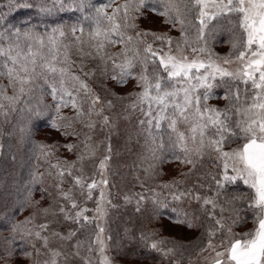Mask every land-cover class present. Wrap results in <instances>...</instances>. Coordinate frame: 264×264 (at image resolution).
Listing matches in <instances>:
<instances>
[{
    "label": "trees",
    "instance_id": "16d2710c",
    "mask_svg": "<svg viewBox=\"0 0 264 264\" xmlns=\"http://www.w3.org/2000/svg\"><path fill=\"white\" fill-rule=\"evenodd\" d=\"M29 2L33 7L17 9L8 7L9 0H0V30L19 28L21 30L19 42L23 50L27 51V44H32L34 49L39 47L35 40H28L24 36V32L30 29L33 34L43 39V52L47 59L51 60L52 55H57L58 68L63 67L60 53L63 51L66 36L72 33L73 25L77 26L76 32L81 36L83 43L93 45L97 41L90 36V32L95 30L97 25L95 20L85 21L84 16L95 17L96 9L102 8L106 15H101L99 27L101 31L109 30L113 22L107 17L113 15L114 9L120 8L114 22L121 25L125 23V10L121 6L126 3L132 4L126 21L131 26L122 28L125 43L113 45L119 48L125 58L131 57L137 50L140 52L135 67L131 70V74L138 80L144 68L140 61L144 59V50L150 44L160 48L181 46L188 53L201 55L199 52L194 53L192 49L204 47L206 43L208 51L213 54L212 58L238 55L232 48L234 30L227 17L210 21L204 39L198 38L199 10L194 6V0L189 4L191 11L186 16L183 33L179 22L165 23V16L151 10L158 8L163 11V5L159 0H147L149 6L140 8L139 11L134 10L139 0H87L91 7L86 8L83 13L79 10L62 11L58 4L53 7L51 0ZM41 5L51 8L52 11L41 12L39 10ZM80 27L84 29L83 34ZM54 28H59L65 35L60 36L59 31L53 33ZM49 35L56 40V49H52ZM128 37H132L133 42L128 45L129 51L125 54ZM12 40L15 41L16 37ZM0 44L7 47V43L0 41ZM49 49H52L51 53ZM203 56L207 57V53ZM152 59L150 57L147 63L148 75L153 76L158 72L166 78L167 74L159 67L158 56L154 58L155 63ZM3 61L4 58H0V73H4L0 75V104L3 105L0 108V264H39L33 231L42 222L54 228L53 230L62 231L64 234L70 233V239L76 237L83 246L91 242L94 224L89 218L85 219V215L92 206V198L85 191L87 179L83 177L77 184L74 177L80 176L83 172L79 166H82L81 160L85 161L86 157L82 152L84 146L81 142L76 141L70 150L49 139L47 131L51 129L59 112L57 111L59 95L54 100L51 88L43 79L25 84L24 93L21 94L19 83L15 84V88L10 85L7 69L2 66ZM55 79L58 82L59 76L57 75ZM48 81L49 83L53 81L51 75ZM224 81L227 83L222 82L217 76L212 82L215 86L211 89L209 98L202 100L204 105L221 110L228 107L229 100L225 99V96L229 94L230 86L232 103H235L236 85L227 77ZM141 83L143 84L142 81ZM239 88L243 99L245 85L240 83ZM248 88L251 93L250 84ZM198 91L202 96L204 89ZM12 96H17L18 99L6 98ZM90 101L89 94L85 93L81 104L86 115L88 113L93 115ZM38 111L41 113L40 116L36 115ZM234 121L235 117L233 126ZM181 123L184 127L188 124ZM181 123L177 125V129L179 126L182 128ZM151 132L156 146L152 149L147 148L148 150L142 154L146 163V166L142 167L143 175L140 173L142 177H147L146 173L152 166L155 168L165 162L176 163L179 169L163 180L155 196L145 197L137 204L132 202L122 204L118 213L107 224L114 249L120 259L158 263L165 259V250L169 249L179 262L185 263L198 251L204 250L209 241H218L228 236L229 227L237 236L254 228L255 213L248 209L246 199L234 202L239 208V219L231 210L233 205L225 202V197L246 198L251 195V190L242 181L226 184L220 189V196L216 197L217 181L221 180L223 174V162L217 159L216 152L208 147L201 151L199 138L195 143L187 141L183 146L174 147L169 142V136L175 141L176 133L172 132L166 120L161 121L159 130L153 126ZM161 140L163 147H160ZM242 143V140L235 139L234 142L225 144L223 150L237 148ZM186 159L192 162H184ZM229 174H232L231 171ZM182 193L184 195H181ZM175 196H180V199H174ZM197 196L201 199L198 200ZM204 198L217 200L215 216L217 219L223 216L225 225L223 231L219 230V225H216L214 219L209 218L212 206L204 205ZM73 203L76 207H73ZM221 205L225 208L223 213L220 211ZM77 212L81 213L78 219ZM162 218L178 221L184 228L192 230V236L188 239H179L160 235L158 222ZM13 226H18L15 231ZM213 228L216 229L215 234L210 236V230ZM158 242H162L160 246L151 247L153 243Z\"/></svg>",
    "mask_w": 264,
    "mask_h": 264
},
{
    "label": "snow or ice",
    "instance_id": "6c2138e0",
    "mask_svg": "<svg viewBox=\"0 0 264 264\" xmlns=\"http://www.w3.org/2000/svg\"><path fill=\"white\" fill-rule=\"evenodd\" d=\"M51 2L53 7L58 4L62 11L79 10L83 13L86 8L91 7L87 0H51ZM159 2L163 5V11L158 8L151 10L165 16V23L179 22L183 33L186 16L191 11L189 4L193 0H187V2L186 0H159ZM148 6L147 0H139L134 10L139 11L140 8ZM194 6L199 10V39H204L205 30L210 21L220 17L229 19L234 30L232 48L238 52L236 59L241 61L242 67L236 72L223 68L213 60V54L208 51L205 43L204 47L193 48L192 51L199 52L201 56L207 53V60L196 58L190 60L187 56L177 57L165 54L160 57L159 67L167 74L166 78L158 72L149 76L148 60L151 57L152 62L155 63L154 58L157 55L149 45L144 50V59L140 61L144 68L138 83L143 82V91L138 94L137 102L132 106L136 107L139 104L143 111V105L147 104L148 111L144 114L149 117L147 123L150 137H152L151 128L154 126L159 130L161 121L166 120L172 132L176 133L175 141L169 136V142L174 147L183 146L189 138L194 143L199 138L201 151L208 147L217 153V159L223 162V174L221 180L217 181L216 197L220 196V189H223L226 184H235L237 181H242L251 190V195L246 198L244 196H233L230 199L225 197V202L233 205L231 210L237 214V219H239V208L234 202L246 199L248 209L255 213L254 228L237 236L229 227L228 236L221 241L220 247L223 251H216L213 264H264V0H194ZM8 7L19 9L31 8L33 5L29 0H9ZM121 7L125 10V23L121 25L119 22H114L120 8L114 9L113 15L107 17L110 22H113L109 30L101 31L99 27L101 15H106L102 8L96 9L95 17L84 16L85 21L92 19L96 22L97 27L90 32V36L97 41L95 44L97 55L101 54L105 43H125L122 28L126 29L131 26L126 21L132 4L126 3ZM39 10L41 12L52 11L44 5H41ZM173 13H175L174 18ZM76 30L77 26L73 25L72 32L75 33ZM58 31L60 36L65 35L59 28L52 29L53 33ZM80 31L83 34V27H80ZM20 34L19 28L0 30V41L7 43L6 48L0 44V58H4L2 66L7 69L10 85L15 88V84L19 83L21 85L19 92L23 94L25 84H32L43 79L51 88L53 99L55 100L57 95L60 97L57 111L60 107L67 106L68 100L65 97L71 100L75 108L80 91L83 90L86 94L89 91L87 84L75 75L69 77L66 68H58L57 55H52L51 60L47 59L43 52V39L33 34L30 29L24 32V36L28 40H35L39 47L34 49L32 44H27V51H24L19 42ZM13 37H16L15 41L12 40ZM48 39L52 49H56L54 37L49 35ZM157 39H163V37H157ZM132 42L133 38L128 37L125 54L129 51L128 45ZM52 49H49L50 53ZM139 56L140 52L137 50L123 63H114V69H119L120 75L119 77L114 75L112 78L117 79L118 83H124L126 78L130 77L131 70L135 67ZM216 59H223L224 63H229L228 58L217 57ZM3 74L0 73V75ZM50 75L53 77L51 83L48 81ZM57 75L59 76L58 82L55 79ZM217 76L225 83L227 81H224V78L227 77L236 85L235 103H232L230 86L229 94L225 96V99L229 100V106L223 110L209 108L202 103V100L209 98L211 89L215 86L212 82ZM70 81L78 82V86L73 85L76 96L73 95V88L68 86ZM240 83L245 85L243 99L239 88ZM249 84L251 93L248 88ZM199 89H204L202 96L199 94ZM6 98L18 99L17 96ZM98 100L97 97L96 101ZM2 107L3 105L0 104V108ZM154 109L155 115H153ZM36 115L40 116L41 113L38 111ZM233 117H235V126H233ZM181 121L189 123L190 137L183 132H177V125ZM140 123L144 124L145 121ZM53 126H56L54 122ZM235 139L242 140L243 143L231 151H224L225 144L232 143ZM153 140H155L154 137ZM67 147L71 150L70 145ZM160 147H163L162 140ZM184 162L191 163L192 161L186 159ZM229 171L232 174H229ZM76 183H80L79 178ZM93 187L94 183L88 185L89 189ZM65 196L67 197V194ZM174 199H180V196H175ZM197 199L201 197L197 196ZM204 205L212 206L209 218L214 219L216 225H219V230L223 231L225 228L223 216L219 219L215 216L217 200L204 198ZM73 207H76L74 203ZM220 211L221 213L225 211L222 205ZM80 215L81 213L77 212L76 218L78 219ZM17 227L13 226V231ZM189 227H191L190 223ZM215 231V228L211 229L210 236L214 235ZM209 246H212L211 243ZM151 247L157 248V243H153Z\"/></svg>",
    "mask_w": 264,
    "mask_h": 264
},
{
    "label": "rangeland",
    "instance_id": "374dc122",
    "mask_svg": "<svg viewBox=\"0 0 264 264\" xmlns=\"http://www.w3.org/2000/svg\"><path fill=\"white\" fill-rule=\"evenodd\" d=\"M64 41L63 51L60 53L61 66L67 69L69 77L75 75L87 84L93 115L89 113L86 115L82 109L81 101L85 92L81 90L75 108L71 100L65 97L68 100L67 106L60 107L53 121L56 126L52 124L47 134L53 143L62 144L66 149L76 141L84 146V151L83 149L81 151L84 152L86 159L81 160L82 166H79L83 172L80 176L74 177L80 180L83 177L87 179L85 191L92 198V206L85 217L93 222L94 229L90 237L91 242L83 246L76 237L70 239V233L64 234L62 231L53 230L54 228L42 222L33 231L39 264H53V261L55 264H213L216 251H223L220 245L227 235L218 241H209L204 250L198 251L185 263L179 262L169 249L165 250V259L158 263L120 259L117 255L107 224L112 221L122 204L129 202L137 204L145 197L155 196L163 180L175 174L179 166L176 163L165 162L155 168L152 166L146 173L147 177H142V167L146 166L142 154L148 150L147 148L152 149L156 145L153 136H149L147 123L149 117L144 114L148 111L147 104L143 105V111L139 104L136 107L132 106L137 102L138 94L143 91V84L138 83L137 77L132 74L124 83H118L117 79L112 78L114 75L117 77L120 75L119 69H114V63L120 64L126 59L119 48L105 43L103 51L97 55L95 48L97 42L85 45L78 32L68 34ZM151 48L157 53L159 60L165 54L187 56L190 60L193 58L207 60L206 56L188 53L181 46L160 48L151 45ZM236 56L223 57L228 58L229 63H224L223 59L213 60L228 71L236 72L242 67ZM73 85L78 86V82L70 81L68 86L73 88ZM73 95H77L74 88ZM141 121L145 123L141 124ZM181 124L182 128L179 126L177 131L190 137L191 133L187 130L189 123L186 127ZM187 141L193 142L190 138ZM93 183L94 187L89 189L88 185ZM158 226L160 235L179 239H188L192 236V230L184 228L178 221L162 218ZM210 243L212 246H209ZM158 246L160 243H157Z\"/></svg>",
    "mask_w": 264,
    "mask_h": 264
}]
</instances>
